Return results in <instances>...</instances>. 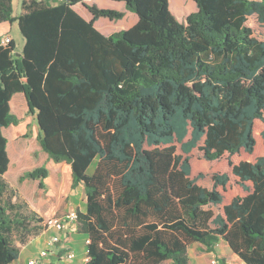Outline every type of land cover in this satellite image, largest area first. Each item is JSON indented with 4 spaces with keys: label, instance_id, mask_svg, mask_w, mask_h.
Wrapping results in <instances>:
<instances>
[{
    "label": "trees",
    "instance_id": "16d2710c",
    "mask_svg": "<svg viewBox=\"0 0 264 264\" xmlns=\"http://www.w3.org/2000/svg\"><path fill=\"white\" fill-rule=\"evenodd\" d=\"M13 1L0 0V24L17 22L26 44L15 59L0 38V176L10 165L2 130L21 123L10 101L23 93L41 149L70 166L73 190L84 186L86 264H192V245L221 242L264 264V33L249 25L264 27V0H193L184 23L168 0H115L139 21L110 36L94 22L123 13L24 0L16 17ZM47 177L41 167L20 182ZM44 222L0 204V264L20 256L9 234L36 238Z\"/></svg>",
    "mask_w": 264,
    "mask_h": 264
},
{
    "label": "rangeland",
    "instance_id": "374dc122",
    "mask_svg": "<svg viewBox=\"0 0 264 264\" xmlns=\"http://www.w3.org/2000/svg\"><path fill=\"white\" fill-rule=\"evenodd\" d=\"M249 25L254 29L256 36L262 38L264 27L257 22L256 18H251ZM17 42L19 44L18 40ZM26 103L27 106L16 113L21 120V123L18 126H11L3 130L4 136L8 139V153L11 157V165L8 172L5 175L0 176V204L5 207H8L9 205H15L17 208L23 207L24 213L27 211H34L33 207H35L42 211V214L46 216L49 212L52 200H54L52 187H54V184L61 182L64 184L66 194H68L71 189L72 173L71 169L70 171L69 169H64L66 165L56 164L52 159L48 158L41 149L38 141L39 129L36 114L35 112L30 111L27 100ZM96 165L97 161H94L87 171L88 175L94 173ZM41 167L48 170V177L43 180V185H40L42 180L33 181L26 179L23 182H20L21 177L27 173H32ZM80 195L81 194L78 191L73 192L70 202L72 203V199H75L77 203H81ZM85 206V203H83L82 208L85 209ZM17 211L18 210L15 208L14 211L11 212V215H14ZM59 217L61 216H54L52 218ZM8 238L13 243L17 241L24 242L23 240L28 239L27 236L17 230H14L9 234ZM219 251L224 252L226 255L221 257L229 260L233 264H245L241 260L237 258L234 259V257L230 255L231 250L224 242L220 243ZM87 252L88 248L86 246L81 249L78 254H80V258H83L87 255ZM203 252L206 253L207 251L203 248L197 249L192 245L189 248L191 263L211 264L212 255H203Z\"/></svg>",
    "mask_w": 264,
    "mask_h": 264
},
{
    "label": "crops",
    "instance_id": "0c3cea01",
    "mask_svg": "<svg viewBox=\"0 0 264 264\" xmlns=\"http://www.w3.org/2000/svg\"><path fill=\"white\" fill-rule=\"evenodd\" d=\"M168 1H169V8H170L171 13L181 23H184L189 15L196 13L199 10L197 4L193 0L191 1L189 0H168ZM23 2L24 0H14L13 1L14 16L18 17L24 13ZM85 4L89 6H96L99 9L118 11L124 14V17L120 20H110L107 18H100L94 22L95 29L104 36H110L118 32L127 31L133 28L139 21L138 15L129 11L127 9L126 3L123 1L85 0ZM74 10L86 21L88 22L92 21L93 19L92 13L83 4L79 3L75 5ZM0 38L1 40L9 38L11 41H13L15 44V51H14L15 59L22 58V53H23L26 41L20 32V28L17 22L13 24L8 23V22L0 24ZM17 40L19 41V44ZM26 106H27V103H26L25 96L23 93H16L13 95L10 101V107H11L12 112H14L15 115L19 110H23ZM9 158L11 160L10 156ZM60 164L66 165L64 169L66 170L69 169L70 171V167L66 163H60ZM10 165H11V162H10ZM72 184H73V177H72L71 189L68 194H66V189L63 183L60 182L58 184L57 183L54 184V187H52L54 200H52V204L49 207V212L46 214V216H44L42 214V211L33 207L34 212L39 214L45 220L52 218L54 216H63L72 210H75V211L79 210L81 212H85L86 206H85V209L82 208L83 203H85L86 205V198L84 195V186L79 185L77 186L75 190H73ZM75 191L80 192L81 203H77L75 199H72V203L70 202V198L73 192ZM49 236H50L49 234L44 232L36 238H31V239L28 238L25 242L17 241L16 246L20 249V256H19V259L15 261L13 264H27L30 260L35 258L37 254L39 253V251L45 247L46 242L49 239ZM87 240L88 238L84 234L75 233L71 236L70 247L74 250L76 258L74 261L68 264H86V259L88 258V252H87V255L84 256L83 258H80L79 256L80 254H78V252H80L81 249L87 246L86 244ZM193 246H195L197 249L203 248L206 250V248L202 245L194 244ZM219 248H220V244L215 249V251L208 252L206 250L207 252L206 253L203 252V255L226 256L224 252L219 251ZM61 254L62 253H60V256ZM230 255L234 257V259L237 258L232 253V251L230 252ZM50 264H62L60 263L59 255L52 257Z\"/></svg>",
    "mask_w": 264,
    "mask_h": 264
},
{
    "label": "built area",
    "instance_id": "2783aa9c",
    "mask_svg": "<svg viewBox=\"0 0 264 264\" xmlns=\"http://www.w3.org/2000/svg\"><path fill=\"white\" fill-rule=\"evenodd\" d=\"M10 39L2 40L4 45L10 43ZM78 213L73 210L59 218H49L44 222L45 233L49 234V239L43 249L39 251L37 256L30 260L27 264H50L51 258L58 256L60 263L68 264L75 260L76 255L70 247L71 236L78 233ZM89 241H86L88 245ZM60 253L61 256H60ZM89 258L86 259V263ZM211 264H233L225 258L213 255Z\"/></svg>",
    "mask_w": 264,
    "mask_h": 264
}]
</instances>
